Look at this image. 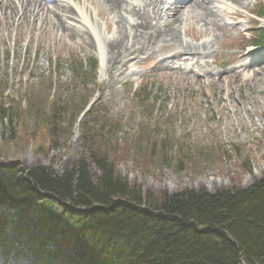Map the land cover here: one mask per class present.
Returning a JSON list of instances; mask_svg holds the SVG:
<instances>
[{
  "label": "rangeland",
  "instance_id": "rangeland-1",
  "mask_svg": "<svg viewBox=\"0 0 264 264\" xmlns=\"http://www.w3.org/2000/svg\"><path fill=\"white\" fill-rule=\"evenodd\" d=\"M216 3L208 5L219 12L222 23L237 30L220 39L214 58L198 62L189 78L156 72L153 59L129 61L123 69L117 62L108 68L97 50L45 35L30 37V42L27 37L1 40L0 110H5L7 120L0 111V163L44 167L61 175L88 158L91 146L108 154L117 174L144 192L204 188L213 194L247 188L261 179L264 86L238 87L248 73L228 79L225 75L235 67L233 56L251 50L254 38L264 36V16L252 17L264 11V0H249L243 8L231 5L228 12ZM188 10L183 13L181 38L193 45L211 40L212 34L203 33ZM232 11L240 17L227 15ZM96 14V33L109 37L112 31L105 32V22L111 17ZM261 57L252 54L246 64H263L264 52ZM92 62L95 73L90 72ZM80 65L85 72H77ZM132 71L137 76H131ZM229 90L232 95H227ZM89 171L99 175L92 164ZM2 260L0 256V264ZM6 264L34 263L11 256Z\"/></svg>",
  "mask_w": 264,
  "mask_h": 264
},
{
  "label": "trees",
  "instance_id": "trees-1",
  "mask_svg": "<svg viewBox=\"0 0 264 264\" xmlns=\"http://www.w3.org/2000/svg\"><path fill=\"white\" fill-rule=\"evenodd\" d=\"M88 149L61 175L0 163V254L19 247L34 264H264V176L213 194L144 192Z\"/></svg>",
  "mask_w": 264,
  "mask_h": 264
},
{
  "label": "bare ground",
  "instance_id": "bare-ground-1",
  "mask_svg": "<svg viewBox=\"0 0 264 264\" xmlns=\"http://www.w3.org/2000/svg\"><path fill=\"white\" fill-rule=\"evenodd\" d=\"M0 0V41L4 38L27 37L26 41L43 35L56 42H74L77 46L93 51L100 55L103 63L110 65L120 62L123 69L129 61L152 60L156 62L153 69L159 73L169 71L176 75L189 78L193 75L192 67L198 68V62H204L207 57L214 58L215 45L224 39L229 31L237 27H228L222 23L219 12L209 7L216 3L226 7L228 12L234 5L238 8L248 7L249 0ZM209 1V2H207ZM55 2V5H50ZM251 2V0H250ZM173 6V7H172ZM176 11V9H178ZM192 16L203 33L212 34L211 40L206 39L199 44H190L181 38L184 27V10ZM176 11L172 17L166 12ZM104 18L110 16V22H105V32L112 31L109 37L96 33V23L93 16ZM87 13L93 23H89ZM233 18L240 17L239 12L227 13ZM191 18V19H193ZM32 37V38H30ZM198 39L199 37L196 36ZM252 49L239 52L233 56L235 67L227 72L225 78L249 74L247 80L238 85L256 87L260 80L264 81V63L247 62L252 54L261 60L260 52ZM159 57V60L156 59ZM162 58V59H161ZM190 63V64H189ZM246 64V65H245ZM108 68L105 72L108 71ZM101 69V68H100ZM131 76H137L132 71ZM216 76H220L217 74ZM220 78V77H219ZM220 80V79H218ZM124 82L121 81L120 84ZM237 88V87H236ZM256 91L262 92L260 88ZM233 91L227 93L232 95ZM250 104V99H247ZM245 112H249L244 107Z\"/></svg>",
  "mask_w": 264,
  "mask_h": 264
}]
</instances>
